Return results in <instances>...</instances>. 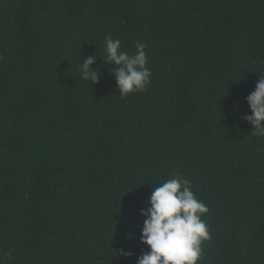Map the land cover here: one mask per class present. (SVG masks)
Here are the masks:
<instances>
[{
  "label": "trees",
  "instance_id": "trees-1",
  "mask_svg": "<svg viewBox=\"0 0 264 264\" xmlns=\"http://www.w3.org/2000/svg\"><path fill=\"white\" fill-rule=\"evenodd\" d=\"M106 36L146 45L145 90L119 95ZM260 75L264 0H0V264H136L177 173L209 209L198 264H264Z\"/></svg>",
  "mask_w": 264,
  "mask_h": 264
},
{
  "label": "clouds",
  "instance_id": "clouds-1",
  "mask_svg": "<svg viewBox=\"0 0 264 264\" xmlns=\"http://www.w3.org/2000/svg\"><path fill=\"white\" fill-rule=\"evenodd\" d=\"M145 47L137 43L135 51L129 54L121 50L119 39L105 37L102 60L116 65L109 72L115 77L119 95L143 91L150 84L151 69L147 66ZM96 58L97 55L82 57L78 65L81 79L88 83H98L102 78L100 69L91 67ZM245 100L250 114L243 115V119L252 126L254 137H264V76L260 75ZM147 204L148 207L140 209V215L145 217L140 242L148 250L137 258L136 264H198L202 258V244L210 238L208 226L202 219L209 209L197 199L191 181L183 174L173 175L153 186ZM122 254L131 255L130 252Z\"/></svg>",
  "mask_w": 264,
  "mask_h": 264
}]
</instances>
